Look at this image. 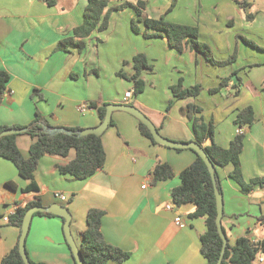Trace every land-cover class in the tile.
<instances>
[{"label": "crops", "instance_id": "0c3cea01", "mask_svg": "<svg viewBox=\"0 0 264 264\" xmlns=\"http://www.w3.org/2000/svg\"><path fill=\"white\" fill-rule=\"evenodd\" d=\"M138 1L146 3L145 15L150 18L160 17L156 14L166 10V6H161L151 11L148 5L151 0L112 2L118 5ZM87 5L88 0H58L54 7L44 0H0V71L10 75L0 104V126L26 127L40 112L53 127L96 128L101 119L91 103H127L142 111L166 139L190 143L194 141V133L185 110L189 104H195L202 108L200 116L204 121L214 124L215 143L228 149L238 134L239 126L235 124L238 114L252 107L256 121L250 128H243L242 173L247 183L264 176L262 54L237 59L233 66L219 70L189 49L174 54L165 37L146 39L131 35L129 29L114 23V14L106 30L97 31L85 40L82 52L74 48L71 52L59 50L60 41L71 37L73 30L82 24ZM230 21L233 22L231 18ZM141 38L155 42V51ZM259 45L264 47V41ZM232 48H227L222 59L231 55ZM140 53L156 69L155 63L161 61L166 68L178 69L179 74H172L174 80L163 79V70L162 75L156 70L143 71L145 91L126 102L125 94L133 93L134 84L118 73L132 76L133 58ZM186 68L188 80L180 78L182 69ZM242 69L243 73L238 74ZM234 72L237 74L232 75ZM228 77L231 80L227 86L215 94L209 93ZM177 79H183L186 88L200 85L202 92L197 97L174 102L168 111L173 99L170 88L179 82ZM83 105L87 107L85 112L79 109ZM113 120L114 126L102 138L105 165L86 180L62 175L56 168L74 159V150L67 158L49 154L41 159L35 171L39 191L25 193L30 181L20 175L12 162L0 157V264L21 236L20 229L9 225L3 217L13 215L16 208L37 199L43 207L59 204L70 211L71 232L78 247L87 229L89 210L104 211L101 232L105 241L131 255L125 262L111 261L110 264H206L201 252V236L207 231L206 218H192L195 205L176 206L172 200L173 189L182 184L181 173L195 162L196 154L190 149L179 151L153 144L141 135L138 120L129 113L116 111ZM32 143L28 135L17 138L25 158L30 156ZM158 163L170 165L174 177L153 182L152 171ZM233 170L232 164L217 168L224 200L222 225L232 247L241 237L252 241L264 238V194L259 187L244 193L230 178ZM60 194L66 197L65 201L60 200ZM169 204L174 205L172 210L166 209ZM177 217L182 218L185 227L175 223ZM26 248L35 263L75 264L61 217L34 216Z\"/></svg>", "mask_w": 264, "mask_h": 264}, {"label": "trees", "instance_id": "16d2710c", "mask_svg": "<svg viewBox=\"0 0 264 264\" xmlns=\"http://www.w3.org/2000/svg\"><path fill=\"white\" fill-rule=\"evenodd\" d=\"M236 4L246 13L247 18L252 19V14H247V10L251 5L247 0H234ZM44 2L54 7L58 5V0H44ZM175 1L160 18H150L145 15L146 3L138 1L136 4L124 2L119 6L109 8V0H88V5L84 10L83 22L80 26L73 30V35L69 38L61 40L58 44L59 50L71 52V48L82 52L86 43L85 40L90 38L95 32H102L109 27L111 13L113 11H122L126 8H133L136 12V19L131 22V29L135 34L142 35L146 39L165 37L169 46L177 52H184L186 49L201 54L209 63L216 65H226L231 62V58L227 61H217L213 55L209 45L199 41L198 29L194 26L170 23L165 20V16L173 11ZM233 61L235 58H232ZM133 67L135 73L128 77L122 71L118 73L121 78L129 79L133 82V96L137 97L145 91L146 83L142 79V73L145 70H152L153 66L149 63L147 56L143 53L137 54L133 58ZM125 65L127 64L124 63ZM236 74L234 72L232 75ZM231 77L225 78L219 87L209 90L210 94L219 92L223 87L227 86ZM10 81V75L5 71H0V104L7 92V85ZM173 99L168 105V111L172 108L174 102L197 97L202 88L195 85L191 88L184 86V80L170 88ZM37 91H35L36 96ZM109 104L91 103V107L98 109L101 122L106 114V107ZM202 108L189 104L185 110L186 117L192 123L194 133V141L200 145L210 161L216 168V179L219 191L222 193L220 178L217 168H224L232 164L234 167L230 178L241 186L244 193H250L254 188L264 187V176L252 179L249 183L245 182L242 173V165L240 156L244 146L245 132L237 134L231 142L228 149L218 146L215 141V126L212 122L206 123L201 115ZM256 121L254 109L246 107L238 114L235 124L241 128H250ZM139 131L141 135L149 139L153 144L159 145L153 139L149 129L140 121ZM112 118L111 126H114ZM48 121L41 115L36 113L35 119L26 127L20 126H0V133L8 129H28L21 133L32 138L33 143L30 146V156L25 158L17 144V138L21 134H14L0 138V157L12 162L18 169L20 175L30 181V185L24 189V192L39 191V187L35 181V171L46 155H58L67 158L72 150L75 151L74 159L66 164L57 165L56 168L62 175H68L76 180H86L101 170L106 162V152L103 146V135L97 136L89 134L84 137L78 135H66L63 133L51 135L48 130L54 129ZM72 131H81L80 128H69ZM159 131V129L157 128ZM209 143V144H208ZM181 150V149H177ZM196 154L195 162L181 173L182 184L173 189L172 200L176 206L184 204H193L196 210L191 214L192 218H206L207 231L201 236V252L205 258L206 264H217L223 249V240L219 234L216 224L217 207L214 185L208 167L202 158ZM153 182L168 180L174 177V171L170 165L166 163H158L152 171ZM13 188L14 185L11 184ZM72 201V198L69 202ZM36 206H42L40 199L28 203L24 207H19L14 215L9 217L7 222L9 225L22 228L23 218L26 212ZM105 212L99 209H91L87 214V229L82 234V242L79 247L84 264H110L111 261L125 262L130 259L128 252L107 243L101 232L102 220ZM34 216L59 217L50 213H36ZM63 222L64 218L61 217ZM70 249V247H69ZM264 253V241H252L248 237H241L232 247L227 244L226 252L223 256L221 264H253L258 253ZM72 253V252H71ZM32 264L35 263L30 260ZM1 264H25L19 251V243L7 254ZM76 264V263H75Z\"/></svg>", "mask_w": 264, "mask_h": 264}, {"label": "rangeland", "instance_id": "374dc122", "mask_svg": "<svg viewBox=\"0 0 264 264\" xmlns=\"http://www.w3.org/2000/svg\"><path fill=\"white\" fill-rule=\"evenodd\" d=\"M112 1L114 0H111V3L109 1V8L121 5H115ZM158 1L159 0H151L148 4L151 11L158 9L161 6H166L164 13H158L156 16H163L175 1L173 11L165 16V20L176 24H181L182 22L193 24L194 27H197L198 29L199 41L211 47L215 60L227 61L231 58V62L226 65L220 66L208 62L210 66L222 70L226 67L229 68L233 66L237 59L240 61L242 58H249L251 54H262V56H264V47H260L261 45H259L264 41V0H247V2L251 5V8L247 10V14H252V19L247 18L246 13L236 4L234 0H231L230 2L229 0ZM148 13H150V11H148ZM112 14H114V23H118L119 26L126 27L127 31L129 29L131 35H135V37L140 36L136 35L131 29V22L133 19H136V12L134 9L129 8L122 11H113L111 16ZM230 18L233 22L230 21ZM141 41H145L147 43V47L152 48L155 51V42L144 40V38H141ZM229 47H233L231 51L232 53H230L231 55L222 59L223 55L227 53V48ZM173 53L175 54L177 51L174 50ZM232 58H235V60L233 61ZM177 59L178 58H176V60ZM182 59L183 58L181 57L180 60ZM152 64V70H156L159 75H162L163 70V79L170 77V79L174 78L175 80V77L172 74L176 76L179 74L178 69H173L171 67L166 68L164 63L161 61L158 64L155 63L157 69L154 67V63ZM186 70L187 68L182 69L184 73L180 75V78L188 80V73L186 74ZM243 70L244 69L238 71V74L243 73ZM178 80L179 79H177V81Z\"/></svg>", "mask_w": 264, "mask_h": 264}, {"label": "water", "instance_id": "95a60500", "mask_svg": "<svg viewBox=\"0 0 264 264\" xmlns=\"http://www.w3.org/2000/svg\"><path fill=\"white\" fill-rule=\"evenodd\" d=\"M116 111H123V112L129 113L132 116H134L138 121L143 123L149 129L153 139L155 140V142L157 144L162 145V146H166L169 148H174V149H192L202 158V160L204 161V163L208 167V170L211 174L213 185H214V191H215V197H216V207H217L216 224L218 227L219 234L223 240L222 253H221V256H220L219 261L217 263V264H221L223 261V256L226 252L227 244H228V238L225 234V231H224L223 225H222V219L224 216L223 194L219 191L218 186H217V179H216V175H215L216 174V168L213 165V163L210 161V159L207 156L204 149L200 145H198L195 142L183 143V142H176V141H171L169 139H166L165 137H163L160 134V132L157 130V128L153 124V122L142 111H140L138 108H136L132 105L125 104V103L119 104V105L109 104L106 107V114H105L103 121L96 128L83 129L81 131L76 132V131L69 130L68 128L56 127L54 129L48 130V132L51 135L63 133L66 135H78L79 137H84V136H87L89 134L101 136L105 133V131L111 125L113 113ZM27 130L28 129H21V130H19V129H8V130H5V131L0 133V138H2L4 136L14 135V134H21V133L26 132ZM36 213H50V214L64 218V220H65V222H64V235H65V239L67 241V244L69 245V247L72 251L75 263L76 264H84L80 249H79V247H78V245H77V243H76V241L72 235V232H71L72 215L66 207L59 205V204H54L50 207L36 206V207L30 208L26 212V214L23 218V223H22V228H21V236H20V240H19V251H20V254L23 258L24 263L25 264H32L30 261L29 255L27 253L26 239H27V235L29 233L31 221H32V219Z\"/></svg>", "mask_w": 264, "mask_h": 264}, {"label": "built area", "instance_id": "2783aa9c", "mask_svg": "<svg viewBox=\"0 0 264 264\" xmlns=\"http://www.w3.org/2000/svg\"><path fill=\"white\" fill-rule=\"evenodd\" d=\"M132 97H133V93H131V92L126 93L125 94V101L127 102ZM79 109H80L81 112H85V110L87 109V107L83 105ZM244 132H245L244 129L241 128V127H239V129H237V133L238 134H243ZM143 188H146V185H144ZM261 190H262V193L264 194V187H262ZM58 197L62 201H65L66 200V197L64 195H62V194L58 195ZM173 206L174 205L169 204V205L166 206V209L167 210H172ZM17 210H18V208L15 209V212L13 213V215L16 213ZM10 216L11 215L3 217V220L6 221V222H8ZM175 223L177 225H179L180 227H185L186 226V223L182 220L181 217L175 218ZM260 241H264V238L262 240H260ZM255 242H258V241H255ZM254 262H256L258 264H264V253L262 251H260L258 253V255H257L256 259L254 260Z\"/></svg>", "mask_w": 264, "mask_h": 264}]
</instances>
